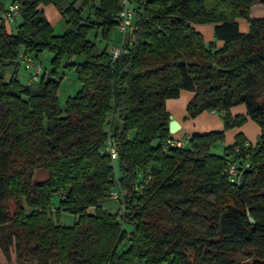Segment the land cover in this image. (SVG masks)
I'll use <instances>...</instances> for the list:
<instances>
[{
	"label": "trees",
	"instance_id": "1",
	"mask_svg": "<svg viewBox=\"0 0 264 264\" xmlns=\"http://www.w3.org/2000/svg\"><path fill=\"white\" fill-rule=\"evenodd\" d=\"M88 1L65 8L61 35L42 7L65 0H13L22 23L11 33L0 25V251L8 264H264V18H251L264 0H139L116 61L88 35L101 29L108 38L118 2L92 3L84 23ZM212 24L215 42L206 43L195 26ZM22 51L52 54L38 91L17 78ZM74 56L84 60L67 67L82 87L62 109L56 71ZM9 65L16 70L7 82ZM182 90L194 93L189 116L218 111L226 128L245 121L230 114L244 104L261 127L258 144L238 141L218 156L211 147L223 132L194 135L188 147L175 140L166 101ZM109 135L119 151L117 184L99 151ZM246 156L244 185L233 187L227 165ZM116 185L122 214L101 204ZM62 211L75 216L73 226L61 222Z\"/></svg>",
	"mask_w": 264,
	"mask_h": 264
},
{
	"label": "rangeland",
	"instance_id": "2",
	"mask_svg": "<svg viewBox=\"0 0 264 264\" xmlns=\"http://www.w3.org/2000/svg\"><path fill=\"white\" fill-rule=\"evenodd\" d=\"M65 1H66L65 3L66 5L65 6L63 5L62 8H59L54 5H48L47 8H44L45 13H47L48 20L53 28V32L56 35L63 34L64 30L68 28L67 16L64 12L65 8L71 4H73L75 8H78L84 2V0H65ZM12 2L13 0H0V7L2 8V11L4 9L6 10ZM91 4L92 3L89 2L87 7L84 9L82 13L81 17H83L84 23L88 21L87 17L90 14L89 8ZM260 7H263V6L260 5ZM2 11H0L1 12L0 14H2L0 15V21H3L6 23V26L8 27V30L10 31V33L15 32L17 28L16 25H13V24L11 25V23L4 21ZM255 11L256 10H254L253 12L255 13ZM254 13H252V15L256 16ZM88 38L91 41L97 42L99 50H103L105 46L106 47H109L110 45L119 46L120 41L122 39V35L116 26L114 29L111 30L107 39L103 38L101 29H98V30L96 29V30L91 31L88 35ZM31 57L34 58V60L37 63H41L43 68L46 69L48 73L51 72V70H53V67L51 64L52 54H50L49 52L45 51L39 54L38 56L33 55ZM17 60L19 63L18 80L23 85L28 86L27 84L28 77H29V74L27 73L28 71L27 70L25 71V67L22 64V61L19 59ZM83 60H84V57H81V56L79 57L74 56L71 59L65 58L62 61V64L60 68L58 69V71H56L58 74V78L60 79L59 86L57 89V96L59 100V105L62 109L65 108L67 99H69V97H74L82 87L78 79L76 69L68 68L67 65L71 63L79 64ZM15 70L16 68L14 66L12 68V72H10L9 70H5L4 74H5V80L7 82H10ZM7 72L11 74L8 75ZM31 88L33 89V91L40 90L39 83L32 85ZM192 98H193V93L186 91V90H182L178 97L168 99L166 101L167 109L173 112L175 116L177 117L182 116L186 118V122H185L186 125L184 129L180 131L179 133H177L180 139H176L175 137V140H182L180 135H182L184 138L185 132L190 133L191 135L190 139L194 135L209 134L212 132H223L224 133L223 139L221 141H218L211 147V153L218 155V156H223L225 149L230 146H235L238 143V141L250 142L252 143L253 146L256 144L259 138L258 136L260 135L259 133L262 132V130H261L259 123L247 115V108L244 104H239V105L232 107L230 109V114L231 116L234 117L235 116L234 113H237V115L245 117V121H243L241 125L226 128L224 116L218 111H202L193 117L189 116L187 109L189 107V103L192 100ZM130 137L131 138L133 137V132L130 134ZM230 139H233L234 143L226 146L227 142ZM184 140L186 141V138H184ZM186 143H188V141H186ZM185 147H188V145H185ZM245 158L246 159L244 161L242 160L234 161L230 159V162H235L237 165L243 167L246 165V163H249L248 156H246ZM43 175H44L43 172L37 171L34 176V179L38 181L42 178ZM117 175L118 177H120L121 176L120 172L117 171ZM53 202L54 204L52 207L54 210H56V208L58 207V199L55 198ZM101 204L104 209H106L107 211H110L112 214L118 213L120 209L119 205L116 204V202L111 197L108 198L106 201L102 202ZM60 220L66 226H73L76 221V218L74 215L62 211ZM12 259L13 261L15 260V253H13ZM0 264H8V262L0 259ZM136 264H141V263L137 262Z\"/></svg>",
	"mask_w": 264,
	"mask_h": 264
},
{
	"label": "built area",
	"instance_id": "3",
	"mask_svg": "<svg viewBox=\"0 0 264 264\" xmlns=\"http://www.w3.org/2000/svg\"><path fill=\"white\" fill-rule=\"evenodd\" d=\"M90 3H98L100 0H89ZM119 5V10L117 13V28L119 29V32L122 35V39L120 41L119 46L115 45H110L108 47V53L109 56L113 61H116L119 59V56H121L124 53V45L125 41H127L128 35L130 33V30L133 26V21L135 14L137 13V2L139 0H116ZM18 17H20V11H19V6L16 3H11L9 7L5 10L3 13V20L8 22V23H13ZM19 60L22 61V64L25 67V71L27 70L29 77L27 84L28 86H32L36 83L40 82L41 76L45 73V69L43 68L41 63H37L34 58L31 56H26L25 53L22 51L19 54ZM250 144L245 143L244 147L249 148ZM165 151L167 150L164 149ZM100 154L108 156L111 159L110 164L114 168V176L113 180L117 184L119 177L117 175L118 171V160H119V151H118V145L116 140L111 137L110 135L108 136L107 141L101 148ZM239 151V150H237ZM250 167L249 163H246L245 166L241 167L237 165L234 162H229L227 165V168L225 170L228 181L233 187L238 186L239 183V176L243 172V169H248ZM151 179V175L147 177L145 180V183H148ZM142 182H138L136 186V190L138 188H141ZM117 187L114 188L110 192V197L116 202V204L119 205L120 209L119 212L122 214L124 213L125 207L123 203V193L120 190L119 186L116 185Z\"/></svg>",
	"mask_w": 264,
	"mask_h": 264
},
{
	"label": "crops",
	"instance_id": "4",
	"mask_svg": "<svg viewBox=\"0 0 264 264\" xmlns=\"http://www.w3.org/2000/svg\"><path fill=\"white\" fill-rule=\"evenodd\" d=\"M261 6H262V5H261ZM8 7H9V6H8ZM44 8H47V6L42 7L43 10H44ZM254 10H256L255 13L253 12ZM3 11H5V9H4ZM3 11H2V13H4ZM44 12H45V10H44ZM0 13H1V12H0ZM252 13H254L256 16H253ZM0 15H2V14H0ZM45 15L47 16V13H45ZM47 18H48V16H47ZM251 18H252V20H253V19H259V18H264V6H263V7H260V5H255V6H253V7H252V10H251ZM1 22H2V21H0V23H1ZM238 22H239V29H240V32H241V33H244V34L248 33L249 30H250V25H249V23L247 22V20H245V19H238ZM21 23H22V18H21V16H20V17H18L13 23H11V25L13 24V25H16V27H18ZM195 28H196V30H197L198 32H200V33L203 35L204 41H205L206 43H212V42H215V38H214V25H213V24H212V25H196ZM7 29H8V27H7ZM8 31H9V30H8ZM16 31H17V28H16L15 32H16ZM223 44H224V43L221 42V41H217V42H216V45H217L218 48H221V47L223 46ZM13 66L15 67V65H9V66H7L6 70H9L10 72H12V68H13ZM45 71H46V69H45ZM7 74L10 75L11 73H8V72H7ZM17 78H18V74H17ZM193 96H194V93H193ZM166 109H167V104H166ZM167 111L169 112L170 115H173V117H174V118L180 123V125H181V129H180V131H182V130L184 129L185 125H186V124H185V122H186V118H185V117H182V116L177 117V116H175V114H174L173 112H171V111L168 110V109H167ZM221 114L224 116V113H221ZM234 115H235V116H239V115H237V113H234ZM180 131H179V132H180ZM257 131H258V130H257ZM179 132H177V133H179ZM259 132H260V131H259ZM259 132H258V133H259ZM259 134H260V135L258 136L259 138H258V141L256 142V144H258V142H259V140H260V138H261V136H262V132H260ZM133 136H134V132H133ZM174 136L176 137V139H180V138L178 137L179 135L174 134ZM180 137H181V139H182L183 141H185L184 138H186V141L189 142L191 135H190V133L185 132V134H184V138H183L182 135H180ZM186 141H185V143H186ZM156 143H157V142H156ZM232 143H234V140H233V139H230V140L227 142L226 146H227V145H231ZM246 143L252 145V143H250V142H246ZM256 144H255V145H256ZM186 145H188V143H186ZM0 255H1L0 259H2L3 261H6V262H7L5 256L3 255V253H2L1 251H0ZM12 258H13V254H12Z\"/></svg>",
	"mask_w": 264,
	"mask_h": 264
},
{
	"label": "water",
	"instance_id": "5",
	"mask_svg": "<svg viewBox=\"0 0 264 264\" xmlns=\"http://www.w3.org/2000/svg\"><path fill=\"white\" fill-rule=\"evenodd\" d=\"M180 64H184V62H180ZM169 132L171 135L177 134V132L180 131L181 129V125L180 123L173 117V115H169ZM246 171H243L240 176H239V183L238 186L242 187L244 185V175H245ZM250 222L253 224L254 223V219L253 218H249Z\"/></svg>",
	"mask_w": 264,
	"mask_h": 264
}]
</instances>
